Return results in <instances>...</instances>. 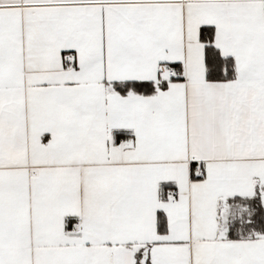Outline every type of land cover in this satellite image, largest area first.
Returning a JSON list of instances; mask_svg holds the SVG:
<instances>
[{
	"label": "snow or ice",
	"instance_id": "obj_1",
	"mask_svg": "<svg viewBox=\"0 0 264 264\" xmlns=\"http://www.w3.org/2000/svg\"><path fill=\"white\" fill-rule=\"evenodd\" d=\"M0 264H264V0H0Z\"/></svg>",
	"mask_w": 264,
	"mask_h": 264
}]
</instances>
